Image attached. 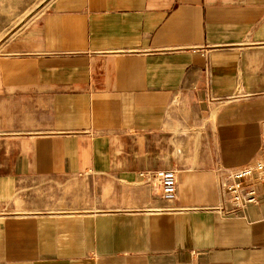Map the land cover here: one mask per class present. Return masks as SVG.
<instances>
[{
  "label": "crops",
  "instance_id": "crops-1",
  "mask_svg": "<svg viewBox=\"0 0 264 264\" xmlns=\"http://www.w3.org/2000/svg\"><path fill=\"white\" fill-rule=\"evenodd\" d=\"M6 46L0 264H264V185L218 191L264 136V0H52Z\"/></svg>",
  "mask_w": 264,
  "mask_h": 264
},
{
  "label": "built area",
  "instance_id": "built-area-1",
  "mask_svg": "<svg viewBox=\"0 0 264 264\" xmlns=\"http://www.w3.org/2000/svg\"><path fill=\"white\" fill-rule=\"evenodd\" d=\"M206 77L210 81L209 72ZM179 175L180 171L176 169L141 174L147 185L157 190L162 200L168 203H173L178 198ZM259 185H264V136L259 155L252 164L218 171V191L223 204L231 207L228 213L234 214L248 206L258 205Z\"/></svg>",
  "mask_w": 264,
  "mask_h": 264
},
{
  "label": "rangeland",
  "instance_id": "rangeland-1",
  "mask_svg": "<svg viewBox=\"0 0 264 264\" xmlns=\"http://www.w3.org/2000/svg\"><path fill=\"white\" fill-rule=\"evenodd\" d=\"M52 0H0V55L7 52V44L20 38L22 31L40 14ZM60 186L52 181L43 187L47 204H63ZM64 189V188H63ZM64 192V190H63Z\"/></svg>",
  "mask_w": 264,
  "mask_h": 264
}]
</instances>
